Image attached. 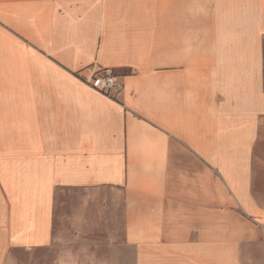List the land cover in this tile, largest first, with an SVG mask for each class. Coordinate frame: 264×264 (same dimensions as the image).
Instances as JSON below:
<instances>
[{"label": "crops", "instance_id": "1", "mask_svg": "<svg viewBox=\"0 0 264 264\" xmlns=\"http://www.w3.org/2000/svg\"><path fill=\"white\" fill-rule=\"evenodd\" d=\"M0 264H264V0H0Z\"/></svg>", "mask_w": 264, "mask_h": 264}, {"label": "built area", "instance_id": "2", "mask_svg": "<svg viewBox=\"0 0 264 264\" xmlns=\"http://www.w3.org/2000/svg\"><path fill=\"white\" fill-rule=\"evenodd\" d=\"M79 78L97 92L114 97L124 88L114 68L89 65L78 73Z\"/></svg>", "mask_w": 264, "mask_h": 264}]
</instances>
